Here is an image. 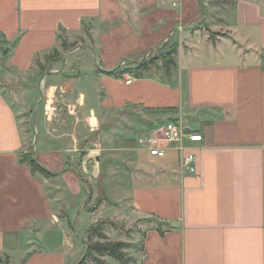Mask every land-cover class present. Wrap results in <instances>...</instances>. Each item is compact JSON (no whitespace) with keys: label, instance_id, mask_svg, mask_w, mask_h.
I'll return each mask as SVG.
<instances>
[{"label":"crops","instance_id":"crops-1","mask_svg":"<svg viewBox=\"0 0 264 264\" xmlns=\"http://www.w3.org/2000/svg\"><path fill=\"white\" fill-rule=\"evenodd\" d=\"M0 35L16 42L0 50L12 86L0 90V264H78L71 217L87 191L74 172L90 167L97 212L143 227L129 264H264V0H0ZM63 42L77 43L44 76ZM173 44L169 77L111 75ZM25 105L49 176L19 161ZM170 121L202 136L186 142L194 174L174 146L159 158L142 145Z\"/></svg>","mask_w":264,"mask_h":264},{"label":"rangeland","instance_id":"rangeland-1","mask_svg":"<svg viewBox=\"0 0 264 264\" xmlns=\"http://www.w3.org/2000/svg\"><path fill=\"white\" fill-rule=\"evenodd\" d=\"M205 31L211 40H216L220 36L225 37L227 35L225 33L216 32L215 30L213 31L212 29L207 28V26L205 28ZM83 41H86V38L83 39ZM65 43L66 42H64L63 44L64 49L62 52H58L54 50L53 52H50L48 55H45V60L43 58V63H42V66H43V70H41L42 74L45 73L46 71L53 72V71L59 70L60 66L64 64L65 54L68 57L70 55L68 51L69 50L71 51V47L75 45V43L77 42H74L71 46H66ZM167 50L168 48L162 53L160 52L156 53L157 55H155V57L164 54ZM152 58L154 57L144 59L143 61H148ZM147 65H148L147 69L151 70V72H155L156 70L163 72L161 62H157L154 64L151 63V65L149 64ZM122 66L124 67L125 64H123ZM38 67H41V64L39 62L35 64L36 72H40V69ZM11 87L12 86H8L6 90L5 86H3L2 83H0V90L4 88L3 92L6 93V96H8V98L11 96V93H10ZM22 114H23L22 124H23V130L25 134L24 145H25L26 151L21 156L24 157V160H25L24 163H28L31 168V162L29 160L32 157L36 159L33 148H32L33 139H34V132H33L34 130L31 126V121H32L31 109L25 105V108L23 109ZM136 116H138V114ZM147 141L148 140H145L142 143V145L147 147L148 151L150 152L149 144L147 143ZM79 155H80V152L78 153V156ZM79 161L80 160H75L74 162L68 164V167H73L76 170L79 169L80 167ZM90 162L92 165L94 164L92 159L90 160ZM74 173L77 176H80L81 178H83V185H84L85 191H87L84 194L85 201L87 202L86 204L84 203L85 205H81V210L85 209L86 212L80 213L79 217L76 219H73L71 217L73 228L70 231L71 241H72V249L70 253H74L76 254V256H78V253L79 255L81 254L78 264H96L95 262H93L91 258L84 259L83 257L86 252L85 242L89 240L91 243L104 242V241L123 242V243L130 245L128 249H125L124 251L128 256H131L133 253L137 252L141 244V234H142L143 227L141 228V227L136 226L138 222L134 224L124 223L123 219H118L114 214H112V209L111 207H108V206H106V209L101 210L98 213L97 207L101 205L103 201V197L101 194L102 192L101 175L97 174L96 172H91V167L89 168L88 172H74ZM91 228H95V229H94V232L90 233L91 234L90 235L88 233V230ZM98 232L99 234L104 236L103 239L99 237ZM62 247H63V244H62ZM107 261L112 262V258L107 257V256L100 257L98 260V264H105Z\"/></svg>","mask_w":264,"mask_h":264},{"label":"trees","instance_id":"trees-1","mask_svg":"<svg viewBox=\"0 0 264 264\" xmlns=\"http://www.w3.org/2000/svg\"><path fill=\"white\" fill-rule=\"evenodd\" d=\"M64 44V42H63ZM16 45V42L13 44H9L5 38L0 35V50H1V57L4 59L9 51L13 49ZM176 53H177V46L176 44L170 45L168 47V50L160 55L156 56L148 61H142L137 67L132 69H124L119 74L111 73V75H123L125 73H129L135 78H142L145 74L151 72V70L147 69L148 65H151V63H162V70L165 76H170L171 71L176 67ZM261 59L264 62V55H261ZM19 161L21 163H24V157L21 156L19 158ZM31 162V170L32 172H40L45 176H49V172L44 170L42 166L39 165L37 160L32 157L30 160ZM95 228H91L88 230V233L94 232ZM160 231V230H159ZM99 234V232H98ZM91 235V234H90ZM100 238H104L101 234H99ZM86 243V252L84 254V259L91 258L93 262L98 264V260L100 257H111L112 259L116 260L120 264H129L132 261V258H130L124 251L125 249H128L129 244L123 243V242H111V241H104V242H95L91 243L90 240L85 242Z\"/></svg>","mask_w":264,"mask_h":264},{"label":"built area","instance_id":"built-area-1","mask_svg":"<svg viewBox=\"0 0 264 264\" xmlns=\"http://www.w3.org/2000/svg\"><path fill=\"white\" fill-rule=\"evenodd\" d=\"M150 152L162 158L166 149L175 147L180 155L179 165L182 173L194 174L196 171V156L193 147L187 145L202 141V136L197 132H192L174 121L165 123L157 128L156 132L147 139Z\"/></svg>","mask_w":264,"mask_h":264},{"label":"water","instance_id":"water-1","mask_svg":"<svg viewBox=\"0 0 264 264\" xmlns=\"http://www.w3.org/2000/svg\"><path fill=\"white\" fill-rule=\"evenodd\" d=\"M49 73H50V72H46V73L44 74V76L48 75ZM44 76H43V77H44ZM46 171H47V170H46Z\"/></svg>","mask_w":264,"mask_h":264}]
</instances>
